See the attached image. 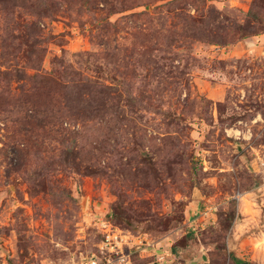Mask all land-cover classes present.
<instances>
[{"label": "rangeland", "instance_id": "1", "mask_svg": "<svg viewBox=\"0 0 264 264\" xmlns=\"http://www.w3.org/2000/svg\"><path fill=\"white\" fill-rule=\"evenodd\" d=\"M254 34L264 0H0V264H80L101 217L134 264H264Z\"/></svg>", "mask_w": 264, "mask_h": 264}, {"label": "built area", "instance_id": "2", "mask_svg": "<svg viewBox=\"0 0 264 264\" xmlns=\"http://www.w3.org/2000/svg\"><path fill=\"white\" fill-rule=\"evenodd\" d=\"M237 138L240 137L241 131H237ZM236 132V133H237ZM244 139L252 137L251 130L243 132ZM252 165L254 166V174L264 182V147L255 153ZM217 211V207L209 206L204 215H209ZM100 230L104 237L100 242L99 253L92 257H83L80 264H134L133 254L136 251L149 247L146 239H142L130 233H124L123 230L117 228L114 223L106 218L99 219ZM138 247V248H136ZM162 257L161 259H163Z\"/></svg>", "mask_w": 264, "mask_h": 264}, {"label": "crops", "instance_id": "3", "mask_svg": "<svg viewBox=\"0 0 264 264\" xmlns=\"http://www.w3.org/2000/svg\"><path fill=\"white\" fill-rule=\"evenodd\" d=\"M264 38V35L262 36H256V37H253V38H250V39H247L245 40L246 44H255V42H258V40H263ZM240 43H244V41L240 42Z\"/></svg>", "mask_w": 264, "mask_h": 264}, {"label": "trees", "instance_id": "4", "mask_svg": "<svg viewBox=\"0 0 264 264\" xmlns=\"http://www.w3.org/2000/svg\"><path fill=\"white\" fill-rule=\"evenodd\" d=\"M240 36H241V35H240ZM256 36H259V35H255V34H254V35H252V36H250V37H248V38H247V37L245 38V37H242V36H241V39L239 40V42L245 41V40H247V39H250V38H253V37H256ZM230 42H231V41H230ZM233 42H234V41H233ZM237 43H238V42H237ZM237 43H234V44H237ZM234 44H231V45H234ZM231 45H230V46H231ZM218 47H220V46H218ZM224 48H226V46H223V47H222V50H224ZM111 219H112V217H111Z\"/></svg>", "mask_w": 264, "mask_h": 264}, {"label": "water", "instance_id": "5", "mask_svg": "<svg viewBox=\"0 0 264 264\" xmlns=\"http://www.w3.org/2000/svg\"><path fill=\"white\" fill-rule=\"evenodd\" d=\"M240 264H251V263H249V262H242V263H240Z\"/></svg>", "mask_w": 264, "mask_h": 264}]
</instances>
